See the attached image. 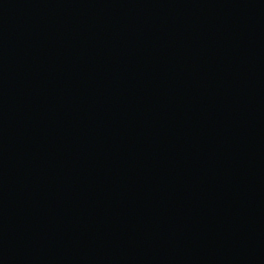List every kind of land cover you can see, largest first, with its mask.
<instances>
[{"label": "water", "instance_id": "95a60500", "mask_svg": "<svg viewBox=\"0 0 264 264\" xmlns=\"http://www.w3.org/2000/svg\"><path fill=\"white\" fill-rule=\"evenodd\" d=\"M0 264H264V0H0Z\"/></svg>", "mask_w": 264, "mask_h": 264}]
</instances>
